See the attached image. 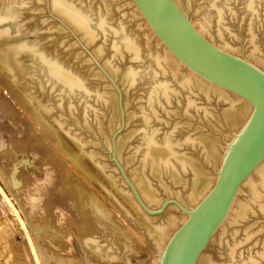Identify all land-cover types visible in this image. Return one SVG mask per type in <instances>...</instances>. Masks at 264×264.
Returning <instances> with one entry per match:
<instances>
[{"label": "water", "instance_id": "obj_1", "mask_svg": "<svg viewBox=\"0 0 264 264\" xmlns=\"http://www.w3.org/2000/svg\"><path fill=\"white\" fill-rule=\"evenodd\" d=\"M0 131L48 264H264V0H0Z\"/></svg>", "mask_w": 264, "mask_h": 264}, {"label": "rangeland", "instance_id": "obj_2", "mask_svg": "<svg viewBox=\"0 0 264 264\" xmlns=\"http://www.w3.org/2000/svg\"><path fill=\"white\" fill-rule=\"evenodd\" d=\"M0 188V264H38L37 257L48 264L24 211L1 131Z\"/></svg>", "mask_w": 264, "mask_h": 264}, {"label": "bare ground", "instance_id": "obj_3", "mask_svg": "<svg viewBox=\"0 0 264 264\" xmlns=\"http://www.w3.org/2000/svg\"><path fill=\"white\" fill-rule=\"evenodd\" d=\"M0 190H1V188H0ZM2 232H3V230H2V227L0 225V235L2 234ZM32 247H33L34 252H36V247H35L34 243H32ZM36 260H37L38 264H41V261H40L39 257H37Z\"/></svg>", "mask_w": 264, "mask_h": 264}]
</instances>
